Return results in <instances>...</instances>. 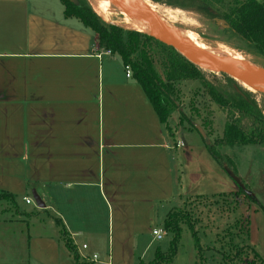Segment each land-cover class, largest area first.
Wrapping results in <instances>:
<instances>
[{
	"label": "crops",
	"instance_id": "0c3cea01",
	"mask_svg": "<svg viewBox=\"0 0 264 264\" xmlns=\"http://www.w3.org/2000/svg\"><path fill=\"white\" fill-rule=\"evenodd\" d=\"M114 57L65 16L61 0H0V191L47 217L27 225L39 232L12 231L27 247L25 264H77L56 219L80 260L136 264L140 238L160 221L163 230L185 199L238 191L199 131L202 141L171 145L145 91ZM8 222L24 221L0 224Z\"/></svg>",
	"mask_w": 264,
	"mask_h": 264
},
{
	"label": "rangeland",
	"instance_id": "374dc122",
	"mask_svg": "<svg viewBox=\"0 0 264 264\" xmlns=\"http://www.w3.org/2000/svg\"><path fill=\"white\" fill-rule=\"evenodd\" d=\"M74 1L71 2L76 5L80 4V0ZM148 1L157 8L168 23L170 22L186 32L194 33L199 43L213 47L224 45L249 58L254 67H264L263 59L236 48L238 42L222 31L220 27L222 23L219 22L218 25H215L209 18L195 11ZM106 25L110 26L109 24ZM122 28L125 32L124 38L128 41L126 32L130 30L127 27ZM151 50L148 49L154 60V66L158 74L165 79L164 57L156 47ZM114 58L121 60L118 55H115ZM200 74V78L197 80L181 79L173 83V91L170 93L172 116L168 120L167 128L165 127L167 139L171 145L176 140L182 144H190L193 141L192 139L202 141L197 132L201 129L205 133V141L216 146L223 155H227L234 160L240 175L238 177L234 174L239 179L238 190L240 188L245 194L239 193L238 201L235 197L228 199L218 197L206 200L187 198L180 207L175 208L177 213L182 212L183 214L192 215L191 222L198 233L202 254L199 253L198 244L192 237L188 226L183 223L181 224L183 233L177 256L170 264H201L202 262L204 264H220L222 256L218 253V250L221 248L226 253L230 252L231 256H234L235 251L231 249V245L233 243L232 237L238 231V227L235 226L236 221L246 217L251 219V215L254 216L252 222V242L254 245H251V243L249 245L264 257V142L254 146L221 147L220 141L223 138L228 121L240 118L243 126L250 128L253 126V120L215 104L208 94L207 85H212L218 90L231 95L235 93L243 95L242 90H248L243 87V82L216 77L202 71H200ZM252 94V99L256 101L264 115V96L259 93L254 94L252 92ZM24 207L25 209L22 206L15 207L13 203L7 201L0 203V222L2 219L24 221L18 222V224L17 222H8L6 225L0 224V264H25L27 247L24 246L21 240H18V237L17 239L12 237L14 236L12 231L14 229H29L32 233L39 232L37 227L32 225L28 227L27 225L29 222L35 223L47 218L45 215L31 212L34 208ZM256 212L260 213L254 215ZM161 224L162 221L154 224L152 231L156 228L162 230ZM152 231L139 240L136 264L141 262L148 264L153 261L156 258L158 249L164 254L169 252L172 236L167 234V237H164L163 240H157L154 238ZM238 233L243 236L245 234L244 229H241ZM84 238L81 240L84 241ZM246 253L245 255L248 256L244 257L245 260L243 258V264H249L248 259H252L249 249L246 250ZM67 255V251L64 252L63 260L67 261ZM81 261L82 264H90L83 259Z\"/></svg>",
	"mask_w": 264,
	"mask_h": 264
},
{
	"label": "trees",
	"instance_id": "16d2710c",
	"mask_svg": "<svg viewBox=\"0 0 264 264\" xmlns=\"http://www.w3.org/2000/svg\"><path fill=\"white\" fill-rule=\"evenodd\" d=\"M61 1L65 6V16L67 18L79 19L87 28H90L97 34L101 49L120 56L124 66L131 68L132 79L143 88L159 120L164 127L167 128L168 120L172 116L170 93L173 91V83L181 79L197 80L200 78V71L176 49L148 35L128 31L126 32L128 41H126L123 28L112 24L107 26L94 13L88 0H80L79 5L72 3L70 0ZM151 1L171 7L195 11L209 18L215 25H218L219 22L222 23V26H220L222 31L238 42L236 46L238 50L264 60V0ZM154 47H156L164 57L163 68L166 73L165 79L158 74L154 66V60L148 51L149 48L151 50ZM207 88L208 94L215 104L253 120V126L250 128L243 126L240 118L228 121L223 138L220 141L221 147L254 146L264 142V115L260 111L256 101L252 99V93L241 89L243 95L241 93L231 95L218 90L212 85H207ZM205 142L209 153L215 161L222 168L231 171L239 177L240 175L236 169L237 167L234 160L227 155H223L216 146L209 144L207 141ZM224 164L227 165L225 166ZM239 193L245 194L244 191L239 188L238 191L231 194H222L212 197L201 196L192 199L206 200L218 197L228 199L235 197L236 201H238L237 198ZM17 198L18 197L12 194L0 191V203L7 201L15 204ZM175 210L176 209H173L168 214L163 223V230L172 236L169 252L164 254L158 249L156 258L148 264H170L174 261L182 238L183 229L181 224L183 223L188 226L192 233V237L198 244L199 253H201L199 236L195 230L194 224L191 222L192 215L187 213L183 214L182 212L177 213ZM55 222L59 228L60 240L67 249L73 253L77 264H82L77 248L70 238L65 225L60 219H56ZM235 226L239 228H237L238 231L244 229L245 234L242 236L237 231L232 237L233 243L231 249L235 251L234 256H231L230 252L226 253L222 248L220 250L217 249L218 253L222 256L220 264H243V258L248 256L245 255L247 254V249H249L252 254V259H248L249 264H264V257L259 255L257 251L249 245L251 219L249 217L238 219ZM141 264L146 263L141 262ZM201 264L204 263L202 262Z\"/></svg>",
	"mask_w": 264,
	"mask_h": 264
},
{
	"label": "bare ground",
	"instance_id": "6f19581e",
	"mask_svg": "<svg viewBox=\"0 0 264 264\" xmlns=\"http://www.w3.org/2000/svg\"><path fill=\"white\" fill-rule=\"evenodd\" d=\"M94 13L106 24H116L120 27H127L129 30L142 31L148 27L135 15V5L133 0H88ZM145 5L158 19L167 22V20L159 13L157 8L145 0ZM183 36L191 42L201 53L204 60L210 65L224 70H249L253 67L249 58L242 55L240 52L233 50L224 45L217 47L206 46L198 42L197 36L194 33L182 30ZM200 40V39H199ZM169 45H173L180 52H185L174 42L167 41ZM243 87L251 93H259L264 96V83H259L253 79H244Z\"/></svg>",
	"mask_w": 264,
	"mask_h": 264
},
{
	"label": "water",
	"instance_id": "95a60500",
	"mask_svg": "<svg viewBox=\"0 0 264 264\" xmlns=\"http://www.w3.org/2000/svg\"><path fill=\"white\" fill-rule=\"evenodd\" d=\"M70 1L75 2L74 0ZM133 1L136 3L135 15L148 27V29H144L142 31H130L148 35L165 45L173 47L174 49L176 48L173 45H169L166 42L171 41L176 43L182 48L185 54L180 52L178 49L176 50L181 53L193 66H195L198 70L206 74L213 75L216 77L232 79L240 82L244 79H253L258 81L259 83H264V67L253 66L249 70L224 71L210 65L204 60L203 56L198 51V49L182 35L183 32L181 28L170 22L168 23L163 20H160L156 16L151 14L149 9L146 7L144 0ZM199 132L204 137V139H206L205 133H203L201 129H199ZM229 172L231 173V175H233L235 181L238 184L239 179L231 171ZM33 200L38 208H46V205L43 203V201L36 192H33Z\"/></svg>",
	"mask_w": 264,
	"mask_h": 264
},
{
	"label": "built area",
	"instance_id": "2783aa9c",
	"mask_svg": "<svg viewBox=\"0 0 264 264\" xmlns=\"http://www.w3.org/2000/svg\"><path fill=\"white\" fill-rule=\"evenodd\" d=\"M107 54H111V52L107 51ZM125 70H126L127 78H132L131 68L125 67ZM25 202L28 205H30L32 203V201L30 199H25ZM153 234H154L155 239H157V240H163L164 237H167V233L164 230H154ZM87 248L88 247L86 245L83 246V250H87ZM81 259H83L84 261L89 262V263H94V264L99 263V258L96 255H94V256L84 255V256H81Z\"/></svg>",
	"mask_w": 264,
	"mask_h": 264
}]
</instances>
